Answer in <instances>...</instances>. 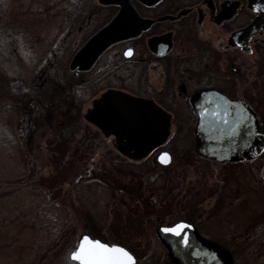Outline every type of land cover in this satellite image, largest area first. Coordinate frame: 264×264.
Instances as JSON below:
<instances>
[{
  "label": "rangeland",
  "instance_id": "1",
  "mask_svg": "<svg viewBox=\"0 0 264 264\" xmlns=\"http://www.w3.org/2000/svg\"><path fill=\"white\" fill-rule=\"evenodd\" d=\"M61 5L7 0L0 10V264H63L85 232L110 241L122 238L137 264H170L157 229L185 219L178 218L180 213L237 255L240 264L254 261L250 246L264 234V77L256 82L261 99L251 102L260 138L242 160L201 158L192 153L193 133H171L166 144L173 155L170 164L153 160L148 167L153 154L111 166L108 159L123 156L110 138L84 117L76 121L59 114V102L51 104L59 91L45 82L54 80L56 54L67 56L72 41L98 26L105 11L91 0L61 23L68 18ZM75 15L91 20L81 17L73 27L61 28ZM86 94L77 97L85 101ZM28 105L33 108L29 113ZM48 107L54 115L50 120ZM103 163L106 172L97 173ZM145 172L176 184L165 203L147 208L131 194V187L140 188L143 198L152 192ZM89 180L101 183L89 187Z\"/></svg>",
  "mask_w": 264,
  "mask_h": 264
},
{
  "label": "flooded vegetation",
  "instance_id": "2",
  "mask_svg": "<svg viewBox=\"0 0 264 264\" xmlns=\"http://www.w3.org/2000/svg\"><path fill=\"white\" fill-rule=\"evenodd\" d=\"M98 4L105 11L99 25L86 33L80 30L83 34L72 41L67 56L56 54L54 80H45L59 91L51 104L58 101L59 114L76 121L84 117L110 138L123 157L114 155L109 163L153 154L149 163H161L159 155L168 151L170 164L173 155L166 144L171 133H193L192 153L217 161L198 147L196 135L202 133L198 119L202 107L211 112L219 105L218 114L230 107V117L245 120L248 110L254 111L251 102L261 99L256 82L264 77V0H98ZM89 16L75 15L74 21L60 26L73 27L81 17L91 20ZM104 29L105 37L96 38ZM79 92L87 93L85 101L77 97ZM51 108L46 110L49 120L54 117ZM32 110L28 105L25 112ZM203 118L211 126L206 132L213 131L215 116ZM190 223L200 237L219 244Z\"/></svg>",
  "mask_w": 264,
  "mask_h": 264
},
{
  "label": "water",
  "instance_id": "3",
  "mask_svg": "<svg viewBox=\"0 0 264 264\" xmlns=\"http://www.w3.org/2000/svg\"><path fill=\"white\" fill-rule=\"evenodd\" d=\"M106 33V29H104L99 32L96 38L105 37ZM90 45H92V42L85 45L81 49L80 53H85V51L89 49ZM237 119V116L230 117L229 114L227 116V120L230 124L235 122ZM215 120L216 125H213L214 127L212 126L213 131L206 132L207 128L211 127L207 125L208 118L200 117L198 119L197 129L202 130V133L200 131L196 135L198 147L202 153L208 157H214L220 161L239 159L244 154L250 152L251 148L256 144L259 138L258 119L252 110H248L247 116L244 120L245 123L238 125L239 131L232 137L222 135V131L226 133L228 127L224 125L222 121L217 119ZM244 124H246V127ZM164 152L167 151H163L159 157ZM159 160L161 161L160 158ZM187 232L189 235V241L188 245H184L181 243V237L163 232L161 230V226L157 229L158 236L165 244L168 249L169 257L175 264H232L231 254L220 245L200 237L197 233L195 225L188 228Z\"/></svg>",
  "mask_w": 264,
  "mask_h": 264
},
{
  "label": "snow or ice",
  "instance_id": "4",
  "mask_svg": "<svg viewBox=\"0 0 264 264\" xmlns=\"http://www.w3.org/2000/svg\"><path fill=\"white\" fill-rule=\"evenodd\" d=\"M131 51V49L128 50L129 53ZM214 109L210 112L209 109L202 107L201 116H215L217 120L222 121L228 127L226 133L222 131V135L229 137L236 135L239 131L238 125L243 123L244 120L237 119L230 124L227 120V116L231 111L230 107L223 110V115L218 114L220 111L219 105H214ZM261 135H264V133H261ZM261 151H264V149H261ZM159 158L166 164L170 160V155L168 152H164ZM191 227L193 225L186 220H177L174 223L162 225L161 230L181 237V243L188 245L189 235L187 229ZM66 259L70 260L71 264H137L134 251L128 246L118 241L93 236L87 232L81 234Z\"/></svg>",
  "mask_w": 264,
  "mask_h": 264
},
{
  "label": "trees",
  "instance_id": "5",
  "mask_svg": "<svg viewBox=\"0 0 264 264\" xmlns=\"http://www.w3.org/2000/svg\"><path fill=\"white\" fill-rule=\"evenodd\" d=\"M51 3H57L58 5H61V8L63 10L62 13H65L67 16L73 15L80 13L83 11L91 0H47V2ZM7 6V0H0V10L4 9ZM69 18L62 19L61 23H66L68 22ZM111 166L115 165V163H110ZM124 164V163H123ZM105 164L103 163L102 165H97L98 169H95L97 173H103L105 170ZM139 171H143V165H138ZM148 167H153V164L147 165ZM106 172V170H105ZM162 171H160L161 173ZM146 174V179L148 181L147 185L148 188L152 189V192L146 198L141 197L140 194V188H135L131 187V194H135L136 197H139L143 199V202L148 208V204H154V205H160L162 203H165L168 200V197L170 196L171 189L176 185L173 181V183L170 181V179H166L167 181L161 182L160 180L157 179L156 176H151L149 172H145ZM144 173V174H145ZM100 182L99 180H89L88 181V186L90 187L91 184ZM142 182V181H141ZM101 183V182H100ZM139 185H140V179H139ZM125 186V185H124ZM141 186H143L141 184ZM119 188V186H117ZM170 187V188H169ZM128 188V187H127ZM142 188V187H141ZM144 190V187L142 188V191ZM149 190V189H148ZM147 191V190H146ZM123 193H126V191H123ZM178 218H186L189 220L190 219L187 215L180 213V216ZM114 241H118L121 243H126L125 241L122 240V238H114ZM127 244V243H126ZM251 248V249H250ZM250 252L254 256V261H249L248 264H264V234L257 240L255 241L251 246H250ZM68 256V255H67ZM63 264H71L70 260L64 259ZM170 264H173L170 262ZM234 264H240L239 263V257L237 255H234Z\"/></svg>",
  "mask_w": 264,
  "mask_h": 264
}]
</instances>
